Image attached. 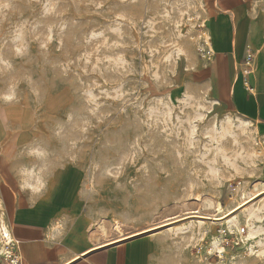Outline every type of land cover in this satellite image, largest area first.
I'll list each match as a JSON object with an SVG mask.
<instances>
[{"label":"rangeland","instance_id":"1","mask_svg":"<svg viewBox=\"0 0 264 264\" xmlns=\"http://www.w3.org/2000/svg\"><path fill=\"white\" fill-rule=\"evenodd\" d=\"M204 27L199 0H0V224L11 168H80L97 243L254 194L264 137L193 77ZM229 217L149 232L153 264H264V194Z\"/></svg>","mask_w":264,"mask_h":264},{"label":"crops","instance_id":"2","mask_svg":"<svg viewBox=\"0 0 264 264\" xmlns=\"http://www.w3.org/2000/svg\"><path fill=\"white\" fill-rule=\"evenodd\" d=\"M199 1L212 56H197L192 75L264 137V17L255 0ZM248 54L253 55L249 87L240 71ZM19 174L12 168L4 172L1 200L7 224L21 242L23 264H153L152 234L97 245L84 211L80 168L65 166L26 184L19 183Z\"/></svg>","mask_w":264,"mask_h":264},{"label":"built area","instance_id":"3","mask_svg":"<svg viewBox=\"0 0 264 264\" xmlns=\"http://www.w3.org/2000/svg\"><path fill=\"white\" fill-rule=\"evenodd\" d=\"M199 38L201 40L200 56L210 59L212 56L210 36L205 27L199 33ZM252 60L253 55L248 54L240 69L247 87L250 86L247 77L252 73ZM0 264H23L21 242L13 235L9 226L4 223L0 224Z\"/></svg>","mask_w":264,"mask_h":264},{"label":"bare ground","instance_id":"4","mask_svg":"<svg viewBox=\"0 0 264 264\" xmlns=\"http://www.w3.org/2000/svg\"><path fill=\"white\" fill-rule=\"evenodd\" d=\"M61 97V96H58L56 97L57 99ZM54 98V100L56 99ZM52 100V102L54 101ZM260 185L257 187V191L254 192V194H252L249 198H247V200L243 201V202H239V204H237L235 207L229 209L228 211H225L223 209V207L220 205L221 203H219L218 206H216V208L214 209V212L213 213H204V212H201V210H191V211H188L186 212V215L184 216H171V217H168L166 218L164 221H162L160 224H156V225H153V226H148L147 228H144V229H141L139 231H136L134 233H130V234H126L122 228L120 226L116 227V230L118 231L119 235L117 238L115 239H112V240H108L106 242H96L98 246H101V245H104V244H108V243H113V242H116V241H119L122 239H125V238H128L130 236H133V235H137V234H141V233H144L146 231H149V230H152V229H155L157 227H160L162 225H166V224H170L169 227H172L171 224L175 221H178L180 219H183L185 217H189L191 219V221H196L200 224H206L208 222H211V223H219V224H223L225 222H230L231 221V217H228V215H230L233 211H235L236 209H239L243 206H245L249 201H251L252 199H254L255 197H257L258 195L264 193V181L259 183ZM248 206V205H247ZM246 207V206H245ZM234 216V215H233ZM206 217H209L210 219H207ZM100 223V222H99ZM100 224H98L99 226ZM104 224H101V227L99 226V228H102L104 229V227L102 226ZM173 225V224H172ZM101 229V231H103ZM106 232L107 231H103ZM116 232V231H115ZM153 233V232H152ZM97 234L95 233H92V237L93 239H96L95 237ZM98 240V239H97ZM105 240V239H104Z\"/></svg>","mask_w":264,"mask_h":264},{"label":"water","instance_id":"5","mask_svg":"<svg viewBox=\"0 0 264 264\" xmlns=\"http://www.w3.org/2000/svg\"><path fill=\"white\" fill-rule=\"evenodd\" d=\"M263 194H264V193L258 195L257 197H255L254 199H252L251 201H249L245 206L251 204L253 201H255L256 199H258L259 197H261ZM245 206H243V207H241V208H239V209H236V210L233 211L230 215H228V217L231 216V215H234L236 212H238L239 210H241V209L244 208ZM187 218H189V217H185V218L181 219L180 221H182V220H184V219H187ZM206 218H207V219H210L209 217H206ZM178 221H179V220H178ZM175 222H177V221H175ZM175 222H173V223H175ZM173 223H172V224H173ZM169 225H170V224L162 225V226H160V227H157V228H155V229H152V230L146 231V232L141 233V234H146V233H149V232H153V231H155V230H157V229H162V228L167 227V226H169ZM137 235H140V234H137ZM137 235H133V236H130V237H134V236H137ZM130 237H128V238H130ZM125 239H127V238H125ZM122 240H124V239H122ZM119 241H121V240H119ZM116 242H118V241H116ZM113 243H115V242H113ZM110 244H112V243H110Z\"/></svg>","mask_w":264,"mask_h":264}]
</instances>
